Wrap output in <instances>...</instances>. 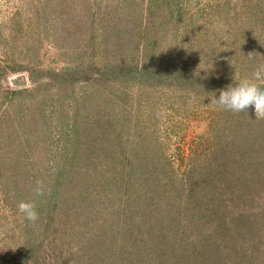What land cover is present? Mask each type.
Wrapping results in <instances>:
<instances>
[{"label": "rangeland", "instance_id": "1", "mask_svg": "<svg viewBox=\"0 0 264 264\" xmlns=\"http://www.w3.org/2000/svg\"><path fill=\"white\" fill-rule=\"evenodd\" d=\"M260 65L264 0H0V264H264V120L210 103Z\"/></svg>", "mask_w": 264, "mask_h": 264}, {"label": "clouds", "instance_id": "2", "mask_svg": "<svg viewBox=\"0 0 264 264\" xmlns=\"http://www.w3.org/2000/svg\"><path fill=\"white\" fill-rule=\"evenodd\" d=\"M260 82H264V65L258 66L250 78L220 89L219 95L214 94L210 103L232 114H245L254 116L257 120H264V88L259 86ZM34 192L36 196L44 194L42 182L37 181ZM17 209L29 222L35 223L39 219L35 200L20 201Z\"/></svg>", "mask_w": 264, "mask_h": 264}, {"label": "trees", "instance_id": "3", "mask_svg": "<svg viewBox=\"0 0 264 264\" xmlns=\"http://www.w3.org/2000/svg\"><path fill=\"white\" fill-rule=\"evenodd\" d=\"M127 75L129 76H136V75H139V76H143L144 74L148 73V70L146 68H127V71H126ZM148 75H152L151 73H149ZM154 75V74H153ZM154 78V80H156V82H158L156 78V76H152Z\"/></svg>", "mask_w": 264, "mask_h": 264}]
</instances>
